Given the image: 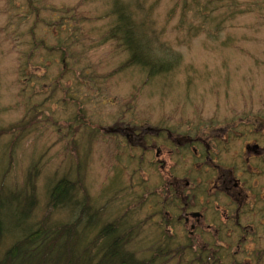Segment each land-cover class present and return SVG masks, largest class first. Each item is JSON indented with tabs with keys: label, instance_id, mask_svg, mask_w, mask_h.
<instances>
[{
	"label": "rangeland",
	"instance_id": "rangeland-1",
	"mask_svg": "<svg viewBox=\"0 0 264 264\" xmlns=\"http://www.w3.org/2000/svg\"><path fill=\"white\" fill-rule=\"evenodd\" d=\"M114 1L132 10L154 56H178L169 72L147 79L137 67L123 68L127 53L106 39ZM262 119L264 0H0V256L38 225L76 221L97 223L86 241L108 223L133 228L129 248L140 259L165 229L175 244H190L188 226L158 223L163 207L154 204L162 203L167 177L145 163L135 171V153L115 136L118 129L129 140L148 127L196 130L193 137L209 141L233 122ZM173 162L183 179L186 167L178 156ZM61 179L76 186L74 206L52 208L49 192ZM249 219L241 224L256 228ZM207 224L192 236L206 253L191 264L212 255L210 264H264L263 226L235 255L239 237H216Z\"/></svg>",
	"mask_w": 264,
	"mask_h": 264
},
{
	"label": "flooded vegetation",
	"instance_id": "flooded-vegetation-1",
	"mask_svg": "<svg viewBox=\"0 0 264 264\" xmlns=\"http://www.w3.org/2000/svg\"><path fill=\"white\" fill-rule=\"evenodd\" d=\"M221 130L216 135L219 139L209 141L200 135L193 137L196 130H186L180 135L173 130L148 127L132 133V140L125 134V129H118L115 136L124 138L125 142L120 143L125 150L129 146L135 153V171L143 172L141 164L145 163L148 168L158 167L169 181L168 187L165 183L166 187L161 188L163 193H159L162 203L154 204L163 207L158 223L188 226L190 249L195 252L200 249L203 254L207 250L205 245L200 247L192 236H200L203 232L201 223H209L205 226L209 231L214 225L216 237L221 231H226L227 236L239 237L234 251L238 255L240 246L264 227V187L258 184L259 179H264V119L261 124L243 120L233 122L217 131ZM252 138L253 141L243 142ZM163 146H167L168 151L165 152ZM149 155L153 156L150 161L146 159ZM176 156L186 167L183 179L176 177L175 162L169 167V161ZM226 156L230 157L229 162L225 161ZM191 175L193 178L189 179ZM207 179H211V185ZM155 193L149 192L148 196L159 202V194ZM247 217H250L247 223H257L256 228L241 224ZM215 252L223 253L216 248Z\"/></svg>",
	"mask_w": 264,
	"mask_h": 264
},
{
	"label": "trees",
	"instance_id": "trees-1",
	"mask_svg": "<svg viewBox=\"0 0 264 264\" xmlns=\"http://www.w3.org/2000/svg\"><path fill=\"white\" fill-rule=\"evenodd\" d=\"M111 14L114 21L106 33V39L117 42L127 53L123 68L137 67L147 74V79H151L169 72L173 65L178 63V56L172 53L171 57L153 55L149 46L151 41L144 40L142 33L139 32V29H142L141 25L134 21L133 12L127 5L114 1ZM75 190L74 183L67 179L59 180L50 189L48 205L52 208L74 206L71 198ZM2 207L0 200V218ZM28 209L24 204L20 210L25 220ZM80 213L86 215L85 207L80 209ZM96 224L76 221L66 225H55L51 229L44 224L38 225L33 231L22 233L20 223L18 225L21 228V239L1 254L0 264H170L174 260L176 264L184 260L185 264H191L193 261L203 260L204 254L200 251L192 254L189 244L185 246L175 244L174 240L166 235V229L164 236L151 246L148 251L150 256L146 259L138 258L129 248L132 238H135L132 237L133 228L123 230V224L120 222L106 224L94 239L86 241L84 234L92 230ZM2 235L3 223L0 219V238ZM187 255L191 257L189 260L185 258ZM214 255L216 259L223 257L219 252H215ZM212 260L213 256L206 258L207 264Z\"/></svg>",
	"mask_w": 264,
	"mask_h": 264
}]
</instances>
